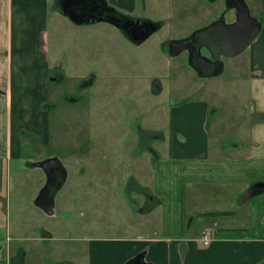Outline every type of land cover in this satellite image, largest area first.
I'll list each match as a JSON object with an SVG mask.
<instances>
[{
	"label": "rangeland",
	"instance_id": "rangeland-1",
	"mask_svg": "<svg viewBox=\"0 0 264 264\" xmlns=\"http://www.w3.org/2000/svg\"><path fill=\"white\" fill-rule=\"evenodd\" d=\"M191 1L136 0L137 15L172 16L139 45L106 22L72 25L59 16L56 24L51 10L48 46L56 68L49 79L62 72L66 77L51 83L59 104L50 115L48 141L26 132L23 153L32 161L57 156L67 177L49 215L34 204L46 180L42 169L27 165L20 169L12 160L7 175L0 176V264H7L6 256L19 249L26 250L25 260L16 259L14 264H66L68 260L84 264L85 237L121 233L132 224L143 229L139 211L144 204L134 195L137 191L130 179L135 176L147 184L151 178L153 157L157 151L164 153L169 141L172 105L207 101L203 131L212 142L228 143L236 136L248 141L251 124L264 121L249 100L248 49L224 57L223 72L213 77H199L183 53L163 52L166 41L208 23L224 2ZM49 22L56 31H51ZM89 71L98 74L96 95L83 101V75ZM155 78L162 83L160 93L149 89ZM63 92L67 96L58 99ZM47 104L43 108L48 111ZM202 118L194 113L197 126ZM155 223L153 218L150 224ZM45 232L52 235L49 241L41 238Z\"/></svg>",
	"mask_w": 264,
	"mask_h": 264
},
{
	"label": "crops",
	"instance_id": "crops-1",
	"mask_svg": "<svg viewBox=\"0 0 264 264\" xmlns=\"http://www.w3.org/2000/svg\"><path fill=\"white\" fill-rule=\"evenodd\" d=\"M106 1L136 11V0ZM247 4L262 21L247 48L246 62L249 100L253 112L264 119V0ZM61 7L62 0H0V176L7 175L12 160L20 169L32 166L34 161L23 153L26 132L48 141L50 103L55 100L51 83L66 76L62 72L49 79L56 67L49 55L47 21L52 10L56 24L62 16L78 25L61 14ZM49 25L56 31L54 23ZM46 102L48 111L43 108ZM207 107L202 99L170 107L166 151L153 157L147 184L135 176L130 179L134 195L144 204L139 211L143 229L132 224L121 233L85 237L84 264H127L140 252H145L147 264H264V190L249 192L264 181V121L251 124L248 141L236 136L228 143L212 142L203 131ZM195 112L203 116L202 125L194 122ZM161 138L164 141L163 133ZM153 218L156 223L151 226ZM213 221L218 223L214 239L203 246L195 237ZM41 238L49 241L52 235L45 232ZM18 251L11 254L12 264L25 260L26 250Z\"/></svg>",
	"mask_w": 264,
	"mask_h": 264
},
{
	"label": "water",
	"instance_id": "water-1",
	"mask_svg": "<svg viewBox=\"0 0 264 264\" xmlns=\"http://www.w3.org/2000/svg\"><path fill=\"white\" fill-rule=\"evenodd\" d=\"M229 1L225 0L224 10L205 25L195 28L185 36L169 40V55L175 56L183 50L189 51L186 64L199 77H213L221 74L223 71L222 57H234L242 53L253 42L261 29L262 21L252 15L246 0H239L238 3ZM87 6L99 11L84 17L83 9ZM60 12L72 23L78 25L95 21L108 22L136 44L145 41L168 21V19L153 21L149 26L141 25L136 31H131L128 29V25L122 24V13L106 0H62ZM229 14L231 17L233 16L232 20H228ZM136 22L141 24L139 19ZM202 48L207 51V55L201 53ZM32 166L41 168L46 177L44 185L35 197L34 204L45 213L52 215L54 213V198L66 180L67 170L57 156L34 161ZM256 187L261 188L259 192L263 191L264 181ZM144 256L145 252H140L127 264H147L144 261Z\"/></svg>",
	"mask_w": 264,
	"mask_h": 264
},
{
	"label": "flooded vegetation",
	"instance_id": "flooded-vegetation-1",
	"mask_svg": "<svg viewBox=\"0 0 264 264\" xmlns=\"http://www.w3.org/2000/svg\"><path fill=\"white\" fill-rule=\"evenodd\" d=\"M225 1V0H224ZM238 1L239 0H230L229 2L230 3H232V2H236V3H238ZM113 6V5H112ZM115 7V6H114ZM224 7H225V2H223V6L220 8V10L221 11H223L224 10ZM117 8V7H116ZM122 14H121V18H123L122 19V24L123 25H128V29L129 30H131V31H136L141 25L143 26V27H145V26H149L150 25V23L151 22H153V21H160V20H164V19H168V21L167 22H169V20H170V18L172 17H160V18H158V19H156V18H149V17H147V16H141V15H137L136 13H135V11H132V12H127V11H124V10H121V9H119V8H117ZM219 10V13L221 12ZM99 10H97V11H95L94 9H92L91 7H89V6H87V7H84V9H83V16L84 17H86L87 15H93V14H95V13H97ZM103 12V11H102ZM218 13V14H219ZM137 19H139V22L141 23V24H138L137 22H136V20ZM233 19V16L232 17H230L228 20H232ZM166 22V23H167ZM165 23V24H166ZM163 26V25H162ZM161 26V27H162ZM161 27H159L157 30H159ZM117 30L122 34V32L117 28ZM157 30H155L154 32H156ZM153 32V33H154ZM123 35V34H122ZM125 38H126V36L125 35H123ZM126 39H128V38H126ZM173 39V38H172ZM129 40V39H128ZM169 40H171V39H169ZM169 40L168 41H166V46L165 45H163V52H165V53H167L168 55H169V53H168V49H169ZM129 41H131V40H129ZM132 42V41H131ZM132 43H134V42H132ZM135 45H139V44H136V43H134ZM141 44V43H140ZM188 52L189 51H187V50H183V51H181L179 54H184V56H185V60H186V57H187V54H188ZM201 53H203V54H205V55H207L208 53H207V51L204 49V48H202L201 49ZM224 57H222V60H224L223 59ZM223 69H224V61H223ZM223 72V71H222ZM98 79V74L96 73V72H94V71H89V72H86L84 75H83V101H85V100H87V97L88 96H90V95H96V91H95V88L97 87V85H96V80ZM90 89H92V91H91V93H88L89 92V90ZM149 89H150V91L152 90V91H154V93H160L161 91H162V89H163V86H162V83L160 82V80H158V79H153L152 80V86L150 85L149 86ZM63 91H65V90H63ZM53 95L55 96V100L54 101H52L51 102V104H53L52 106V108L54 109V107L57 105V104H59L58 103V101H57V97H56V95H55V92L53 93ZM65 97V96H67V93L66 92H63V93H61V94H59V96H58V99H61L62 97ZM69 101V100H68ZM65 103H67V102H65ZM52 109V110H53ZM141 129H143V128H141ZM141 135V134H140ZM140 137V136H139ZM87 142V141H86ZM88 143H91V142H88ZM51 235V234H50ZM16 257L18 258V257H21V254H18V255H16ZM20 261H22V259H20ZM66 264H73V263H71V261L70 260H68L67 262H66Z\"/></svg>",
	"mask_w": 264,
	"mask_h": 264
},
{
	"label": "built area",
	"instance_id": "built-area-1",
	"mask_svg": "<svg viewBox=\"0 0 264 264\" xmlns=\"http://www.w3.org/2000/svg\"><path fill=\"white\" fill-rule=\"evenodd\" d=\"M217 227V222H213L210 225H206L201 228L195 237L196 241H198L201 245L207 246L210 242L214 239L213 238V231ZM6 261L8 262V255Z\"/></svg>",
	"mask_w": 264,
	"mask_h": 264
},
{
	"label": "trees",
	"instance_id": "trees-1",
	"mask_svg": "<svg viewBox=\"0 0 264 264\" xmlns=\"http://www.w3.org/2000/svg\"><path fill=\"white\" fill-rule=\"evenodd\" d=\"M260 189L261 188H259V187H253L252 189H251V191H249L250 193H256V192H259L260 191Z\"/></svg>",
	"mask_w": 264,
	"mask_h": 264
}]
</instances>
